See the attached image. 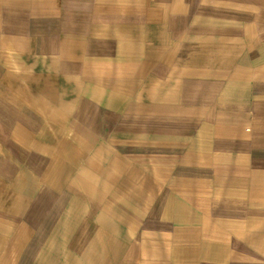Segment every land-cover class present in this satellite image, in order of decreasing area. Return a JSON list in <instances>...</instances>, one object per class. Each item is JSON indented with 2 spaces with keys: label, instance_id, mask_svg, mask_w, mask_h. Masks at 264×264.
Here are the masks:
<instances>
[{
  "label": "rangeland",
  "instance_id": "obj_1",
  "mask_svg": "<svg viewBox=\"0 0 264 264\" xmlns=\"http://www.w3.org/2000/svg\"><path fill=\"white\" fill-rule=\"evenodd\" d=\"M215 4L261 10L254 2L190 0L186 40L219 42L206 31L215 24ZM84 14L70 13L65 0H0L3 121L13 112L0 130V172L5 159L13 160V221L21 219L23 202L31 240L45 222L42 259L33 264H92L84 253L74 257L77 243L71 250L79 226L92 225L101 235L103 221L168 216L160 204L171 192L190 203L229 202L232 191L244 200L239 181L247 157H264V147H233L249 142L252 129L231 125L233 112L242 111L237 102L246 99L235 95L230 67L197 59L184 67L155 65L148 52L138 57L117 44V26ZM237 15V26L255 27V18ZM146 34L135 36L153 38ZM246 82L243 76L238 85ZM214 86L212 98H197ZM155 116L180 119L156 122Z\"/></svg>",
  "mask_w": 264,
  "mask_h": 264
},
{
  "label": "crops",
  "instance_id": "obj_2",
  "mask_svg": "<svg viewBox=\"0 0 264 264\" xmlns=\"http://www.w3.org/2000/svg\"><path fill=\"white\" fill-rule=\"evenodd\" d=\"M189 1L65 0L66 4L69 3L70 13L84 12L87 17L104 21L102 24L117 26L121 34V42L117 44L121 43L120 47L133 51L138 57L148 52L155 65L172 67L178 62L177 65L184 67L189 66L190 59H197L204 60V66L230 67L232 81L237 83L235 95L246 99L245 102H237L242 111L233 112L231 125L238 128L246 124L251 126L247 129H252L249 142H233V147H264V0H224L231 1V4L232 1L241 2L246 6L254 2L261 6L259 12L242 9L241 5L242 10L235 12L227 5L215 4L212 15L215 24L219 18V24L206 29L207 33L217 35L215 38L219 42L215 43L186 40L190 35ZM203 9L207 14L206 4ZM237 13L247 22L255 18V27L251 23L237 26L234 22L239 18ZM106 18L110 21L105 22ZM221 19L229 21L223 23ZM147 31L153 34V38L142 42L136 38L137 34L147 37ZM243 76L247 86H242L244 83L238 85ZM215 88H204L197 98H212ZM187 92V97L191 98L189 85ZM247 104L249 108L244 107ZM12 115L10 111L4 121L0 115V130L8 120H13L10 119ZM211 115H214L213 111ZM177 119L180 118L153 117L156 122H177ZM184 119L189 124V118L182 117V123ZM198 121L199 125L202 119ZM218 145L223 144L218 142ZM246 162L244 175H240L239 181L244 200L236 197L238 192L232 191L229 202L216 198L211 203H190L184 196L171 192L167 195V202L160 204V209L171 211L168 216L160 215L143 221L132 219L131 222L125 218L103 221L101 235L91 230L92 225L79 226L77 235H80L76 239L71 236L70 241L71 250L74 243H77V248L80 246V250L75 248L74 257H80L82 254L79 252L84 253L86 259H92V264H113L115 260V264H264V157L251 155ZM4 163L1 166L4 171L0 172V264H33L35 259H42L45 222L39 224L31 240L26 230L30 224L23 213L28 212V206L24 210L23 202L19 209L22 211L21 219L13 221L15 171L13 160L5 159ZM233 172L234 167L231 174ZM156 175L161 173L157 171ZM71 187L88 195L79 187Z\"/></svg>",
  "mask_w": 264,
  "mask_h": 264
}]
</instances>
